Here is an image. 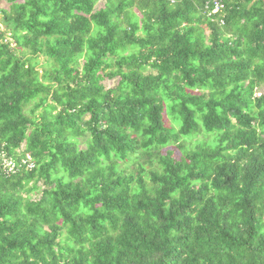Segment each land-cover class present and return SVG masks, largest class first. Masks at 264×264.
I'll return each instance as SVG.
<instances>
[{
  "label": "trees",
  "instance_id": "obj_1",
  "mask_svg": "<svg viewBox=\"0 0 264 264\" xmlns=\"http://www.w3.org/2000/svg\"><path fill=\"white\" fill-rule=\"evenodd\" d=\"M1 1L0 264H264V0Z\"/></svg>",
  "mask_w": 264,
  "mask_h": 264
},
{
  "label": "rangeland",
  "instance_id": "obj_2",
  "mask_svg": "<svg viewBox=\"0 0 264 264\" xmlns=\"http://www.w3.org/2000/svg\"><path fill=\"white\" fill-rule=\"evenodd\" d=\"M9 6V4L6 2V1H1L0 3V9H7ZM104 6V1L101 0L97 3L96 5V9H99L101 7ZM0 28L3 29L4 28V25L1 21V18H0ZM45 58L44 57H40L39 58V65L37 66L39 71H42V65L44 64V60ZM80 63L82 62V59L79 60ZM150 71V70H149ZM118 80L119 78L115 77V78H105L103 81H102V84L105 86V88H111V87H114L117 83H118ZM260 93H264V85L260 88L257 89V94L259 95ZM164 103H165V111H164V120H165V124L167 127H170L172 128L173 130H177L179 127H180V119L179 117L174 113V104L169 101V100H166L164 99ZM32 107V106H31ZM31 107H28L27 108V111L31 108ZM200 140H203L204 141V136H200L199 137ZM84 138H81L80 139V144H79V147L80 148H84L85 147V143L83 142ZM206 140V139H205ZM167 150H173V157L175 159L179 158L180 157V154L179 152L175 149V145H169L168 147L164 148L161 150V153H165ZM102 162L103 163H106L107 162V159H102ZM124 164L127 166H129L130 169L133 168V163H127L126 161H124ZM148 167V166H147ZM149 169V167H148ZM39 195L37 193H33L31 195L32 198H37ZM57 222L60 223V220L59 218L57 219Z\"/></svg>",
  "mask_w": 264,
  "mask_h": 264
},
{
  "label": "built area",
  "instance_id": "obj_3",
  "mask_svg": "<svg viewBox=\"0 0 264 264\" xmlns=\"http://www.w3.org/2000/svg\"><path fill=\"white\" fill-rule=\"evenodd\" d=\"M208 3H211L213 5L211 7L212 8L211 11H213V12H218L220 10V8L223 7V0H210ZM206 7L209 8L208 5H206ZM6 165H10V167L13 168V163H12L11 160H9L8 162H6Z\"/></svg>",
  "mask_w": 264,
  "mask_h": 264
},
{
  "label": "bare ground",
  "instance_id": "obj_4",
  "mask_svg": "<svg viewBox=\"0 0 264 264\" xmlns=\"http://www.w3.org/2000/svg\"><path fill=\"white\" fill-rule=\"evenodd\" d=\"M142 32V31H141Z\"/></svg>",
  "mask_w": 264,
  "mask_h": 264
}]
</instances>
